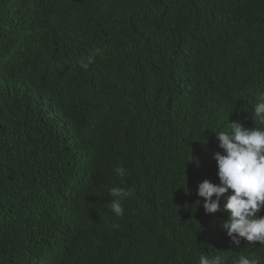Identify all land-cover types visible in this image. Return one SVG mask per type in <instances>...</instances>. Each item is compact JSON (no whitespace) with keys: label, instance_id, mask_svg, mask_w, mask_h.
I'll use <instances>...</instances> for the list:
<instances>
[{"label":"trees","instance_id":"16d2710c","mask_svg":"<svg viewBox=\"0 0 264 264\" xmlns=\"http://www.w3.org/2000/svg\"><path fill=\"white\" fill-rule=\"evenodd\" d=\"M261 94L264 0H0V264H264L197 195Z\"/></svg>","mask_w":264,"mask_h":264},{"label":"clouds","instance_id":"9594fccd","mask_svg":"<svg viewBox=\"0 0 264 264\" xmlns=\"http://www.w3.org/2000/svg\"><path fill=\"white\" fill-rule=\"evenodd\" d=\"M92 62L89 57L87 63L81 61V67L87 69ZM250 113L254 124L259 127L248 128L242 121H236L230 123L229 131L216 133L223 150V154L216 152L213 156L220 183L205 180L199 184L197 192L203 198L206 214L219 212L221 200L226 198L223 210L229 213V219L221 228L236 248L242 241L253 245L258 242L260 248H264V216L258 215L264 210V94L260 95ZM114 171L121 178L129 174L123 166ZM109 194L112 197L110 211L122 217V201L131 195V190L113 187ZM197 264H226V258L219 254H201ZM232 264H261V260L255 254H241Z\"/></svg>","mask_w":264,"mask_h":264}]
</instances>
